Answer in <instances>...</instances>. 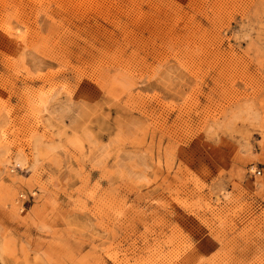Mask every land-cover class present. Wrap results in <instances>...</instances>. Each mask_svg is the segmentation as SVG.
<instances>
[{
  "label": "rangeland",
  "instance_id": "374dc122",
  "mask_svg": "<svg viewBox=\"0 0 264 264\" xmlns=\"http://www.w3.org/2000/svg\"><path fill=\"white\" fill-rule=\"evenodd\" d=\"M0 264H264V0H0Z\"/></svg>",
  "mask_w": 264,
  "mask_h": 264
}]
</instances>
